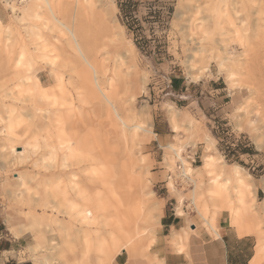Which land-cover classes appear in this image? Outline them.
Returning <instances> with one entry per match:
<instances>
[{"label":"rangeland","instance_id":"1","mask_svg":"<svg viewBox=\"0 0 264 264\" xmlns=\"http://www.w3.org/2000/svg\"><path fill=\"white\" fill-rule=\"evenodd\" d=\"M27 1L0 0V104L28 106L35 113L33 122L19 116L9 137L6 121H0V230L3 233H9L7 227L14 232L15 225L9 223V218H19L30 209L20 176L34 177L29 184L32 186L52 172L46 168L49 159L43 152H35L37 143L32 138L51 123L49 114L43 116L45 103L33 102L31 98L29 102L12 99L24 87L17 79L14 57L20 49L33 54L37 33L59 52L67 99H75V108L83 112L80 117L71 115L67 121L69 130L103 132L118 140L115 114L128 126L139 125L129 149L136 161V173L142 178L131 189L140 188L142 208L149 205L157 215L147 232L148 239H155L151 255H156L162 247L177 252L178 241L183 251L185 248L188 230L172 229L167 235L160 224L163 211L210 231L199 214L205 202L209 205L207 216L212 211L206 195L207 162L222 164L231 185L235 179L234 165L242 167L264 228V0H132L137 18L133 30L128 29L129 19H125L118 6L127 0H55L54 14L42 9L38 20H16L15 15H19ZM56 17L65 25L59 24ZM228 17L232 18L231 22L227 21ZM255 24L259 25V34ZM69 29L95 67L94 97L83 87L79 89L83 96L77 100V88L82 84L78 72L84 71V67L92 75L93 71L79 57ZM8 44L14 46L12 55L5 50ZM216 52L229 60L219 65L210 59ZM203 57L209 59L208 64H200ZM234 61L237 66H232ZM200 67H204L202 72ZM48 70L38 59L30 71L46 89L53 84ZM174 79L184 81L178 91ZM25 82L26 88L32 84L31 80ZM19 84L22 85L17 87ZM101 92L107 94L110 102ZM5 111L6 106L0 108V117H5ZM157 126L168 128L167 143L156 141ZM238 140H247L254 153L241 155V164L227 159L220 150V143L225 146ZM188 167L193 171L187 176L184 169ZM194 180L200 182L195 192ZM35 208L40 214L43 212ZM221 213L227 217L225 212L218 215ZM75 237L78 247L74 255L55 241L57 247L64 249L55 254L59 264H72L76 257H83L87 264H97L98 239H92L91 249L83 256L82 238ZM36 240L32 233L26 235L7 254L22 261L21 264H31L25 245ZM155 261L159 262L157 256ZM259 264H264V260Z\"/></svg>","mask_w":264,"mask_h":264},{"label":"bare ground","instance_id":"2","mask_svg":"<svg viewBox=\"0 0 264 264\" xmlns=\"http://www.w3.org/2000/svg\"><path fill=\"white\" fill-rule=\"evenodd\" d=\"M56 4L55 0H29L20 8L19 15H15V18L21 22L38 20L41 18L42 9H47L54 14ZM56 20L59 24L65 25L57 17ZM227 21L231 22L232 18L228 17ZM254 26L259 34V25ZM69 33L77 45L79 57L90 67L91 72L93 71L92 75L84 67V71L78 72L82 84L77 88V100L83 96L80 91L83 87L94 97L96 95L94 86L97 85V77L94 75L95 67L79 47L74 32L69 29ZM45 39L40 33L36 34L32 55H29L25 49L17 51L14 67L17 79L24 84V87L18 89L17 95L12 99L29 102L31 98L32 101L45 103L43 116L47 117L49 114L51 123L41 134L35 133L32 138L37 143L35 152H43L42 154L49 159L50 162L47 163L46 168L52 169V172L43 175L40 181L36 180L33 186L29 184L35 180L34 177L20 176V185L26 187L29 196L27 206L30 209L25 214L21 213L19 218H9V223L15 225L13 233L16 236L24 232L32 233L37 240L29 247V250L44 264H59L55 254L64 252V249L57 247L55 241L60 242L74 255L78 247L75 235H80L82 238L83 256H86L91 249L92 239H98L96 246L97 253L100 255L98 258L100 264H108L110 259L122 250H126L130 258L155 260V257H149L148 254L154 239L147 238L150 226L157 219V215L153 212L155 209H151L149 205L142 208L141 189H131L135 185L133 183L137 184V181L142 178L140 173H136V161L129 149L139 125L128 126L126 121L115 114L116 125L119 128L118 140L103 132L80 133L69 130L67 121L71 115L80 117L83 112L75 108V99H67L68 94L61 77L62 66L59 65V52ZM5 50L12 55L14 46L5 45ZM38 59L49 68V75L53 78L50 89L42 87L38 77L30 73ZM201 59V62L199 61L201 65L208 64L209 59L204 57ZM210 59L216 60L219 65L229 60L222 57L221 52L211 54ZM234 63L232 66L238 64L235 61ZM232 66H228L230 71ZM200 68L202 72L204 67ZM230 74L233 73L230 72ZM26 80L32 81V84L28 85L29 88L25 87ZM28 92H32V96H29ZM101 93L110 102L107 94ZM5 106L6 115L3 118L0 117V121L2 119L6 121L8 137L13 135L19 116L30 118L31 122L35 118V113H31L28 106L15 107L13 104L7 105L1 102L0 108ZM33 106L36 107L37 104ZM16 110L19 113L15 112ZM173 121L175 122V117ZM174 128H177L175 123ZM205 169L208 176L206 195L214 214L209 224L216 235L218 236L216 216L219 212L227 214L229 223L235 225L239 233L255 232L258 228L256 221H259L260 215L256 209L254 196H251L252 191L248 187V181L242 174V167L234 165L235 179L232 185L222 164L216 161L207 162ZM192 171L193 169L188 167L184 169V175H191ZM194 183L193 192L200 182L194 180ZM40 190L43 194H40ZM192 201L195 203V198H192ZM202 206L199 210L200 214L206 217L209 205L205 202ZM35 207L41 208L43 212L40 214ZM46 211H50L51 214L47 215ZM178 214L182 215L181 211H178ZM263 248L264 246H261V251ZM178 250L181 251V247ZM72 264L86 263L83 257H76Z\"/></svg>","mask_w":264,"mask_h":264},{"label":"crops","instance_id":"3","mask_svg":"<svg viewBox=\"0 0 264 264\" xmlns=\"http://www.w3.org/2000/svg\"><path fill=\"white\" fill-rule=\"evenodd\" d=\"M173 83L177 91L178 87H183L184 85V81H179L178 79H175ZM156 129L157 132L155 134L158 136L156 141L167 143L168 128L163 129L157 126ZM202 207H200V210ZM200 216L205 220V224L211 232L202 226L186 222V220L178 218V216H172L166 211H163L161 215L160 224L168 232L167 235H169L172 229L185 228L188 230L186 243H183L185 245L184 251L182 246L178 244L177 252L171 250L169 247H162L156 255H151V245L148 249L149 257L156 258L157 256L159 262L139 257L130 258L128 252L125 250L126 253H116L117 255L113 256L110 259L111 262L109 261L108 264H259L264 260V248L261 251V246H264V228L261 227V224H263L261 216L258 218L259 221H256L258 228L255 233L258 235V238L254 232L239 233L237 227L230 224L228 218L223 216L222 213L216 218L217 236L209 224L214 217L213 208L209 216L206 215L204 217L201 214ZM190 229L194 230L190 231ZM7 230L9 233H3L0 230V264H21L22 261H17L11 254L7 253L13 252L19 246V242L23 240V237L30 233L24 232L16 236L10 228L7 227ZM31 245L32 243L25 245L28 260L31 264H40L33 254V260L29 255L28 250ZM180 247L181 251L178 250ZM99 256L97 253V264H100L98 260ZM24 261L26 262V260Z\"/></svg>","mask_w":264,"mask_h":264},{"label":"trees","instance_id":"4","mask_svg":"<svg viewBox=\"0 0 264 264\" xmlns=\"http://www.w3.org/2000/svg\"><path fill=\"white\" fill-rule=\"evenodd\" d=\"M118 6L125 19H129V21L126 23L128 29L133 30L132 24L137 20V18L134 17L135 3L132 2V0H127L125 2L119 3ZM136 45L140 47L139 41H137V39H136ZM174 80H172V82H174ZM249 145L250 144L247 140L244 141L238 140L236 143L231 142V144H225V146H222L220 143V150L224 153L227 159H234L236 162L241 164L242 162L239 160L241 155L254 154L252 148Z\"/></svg>","mask_w":264,"mask_h":264}]
</instances>
